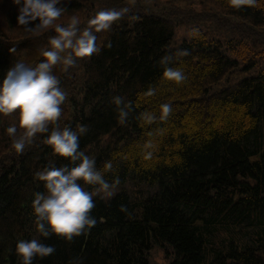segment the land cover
<instances>
[{"label":"trees","instance_id":"trees-1","mask_svg":"<svg viewBox=\"0 0 264 264\" xmlns=\"http://www.w3.org/2000/svg\"><path fill=\"white\" fill-rule=\"evenodd\" d=\"M19 7L0 0V79L17 61L44 60L56 35L52 28L10 35L25 30ZM57 7L55 24L76 16L81 31L100 11L123 15L95 33L98 54L54 66L67 94L62 114L23 153L7 133L15 115L0 116V264H20L17 242L36 237L55 252L33 264H264V0L240 9L228 0H60ZM166 68L185 79L167 80ZM80 125L88 130L79 150L98 170L112 164L108 183L155 191L94 197V227L70 241L45 239L33 216L34 194L44 191L35 173L74 166L45 139L53 128Z\"/></svg>","mask_w":264,"mask_h":264},{"label":"clouds","instance_id":"clouds-1","mask_svg":"<svg viewBox=\"0 0 264 264\" xmlns=\"http://www.w3.org/2000/svg\"><path fill=\"white\" fill-rule=\"evenodd\" d=\"M14 2L20 5L17 24L26 31H31L33 22L38 21L36 30L52 28L56 33L49 40V50L43 53L44 60L35 66L17 61L0 79V116L15 115L16 123L7 128V133L12 138L11 147L15 152L23 153L36 135L48 132L49 127L56 125L62 114L61 105L67 94L53 73L54 66L62 64L67 69L78 58L98 54L100 48L96 44L95 33L109 30L123 12L100 11L88 21L89 26L81 31L76 16H72L66 26L55 24L62 15V9L57 7L60 0ZM255 3L256 0H228L229 6L235 9L245 5L253 6ZM192 35H199L198 30L192 29ZM167 62V57L162 60V63ZM163 76L177 83L185 79L181 70L172 68H166ZM113 103L119 107L123 100L115 97ZM163 110L167 114L170 106L164 105ZM126 115L123 108H120L121 122ZM18 129L21 130L19 134ZM87 130L84 125L78 126L77 130H59L57 127L45 139L54 155L68 158L74 166H51L35 173V178L44 188L43 192L34 194L32 201L35 226L40 237L46 239L56 235L70 241L74 236L90 230L97 222L90 215L95 207L94 197L101 193L103 197H111L114 194L113 188L119 183L116 180L110 184L104 179L105 172L112 168L111 162L106 163L103 170H98L95 159L79 150V137ZM86 186H93L94 190L89 191ZM54 252L53 246L43 243L39 238L21 239L15 246L20 264H33L35 258L42 259Z\"/></svg>","mask_w":264,"mask_h":264},{"label":"rangeland","instance_id":"rangeland-1","mask_svg":"<svg viewBox=\"0 0 264 264\" xmlns=\"http://www.w3.org/2000/svg\"><path fill=\"white\" fill-rule=\"evenodd\" d=\"M128 1H133V0H128ZM4 24H3V27H2L3 30H4ZM6 27H7V25H6ZM7 31H8V33L10 35L16 36L17 38H28V37L35 36V35L38 36V35L43 34L45 32V30L44 31L31 32V31H26V30L20 29V28H15L13 30H8L7 29ZM184 36H185V31L184 30H178V35H177V38H176L177 43H181V41L184 38ZM38 51H41V50L38 49ZM134 189L140 190L146 195L149 194V192L153 193L155 191V189H149L148 187L141 186V185L138 186L134 181H129L128 183H126L124 185L115 186L113 188V193L114 194L111 197H113L116 193L121 192L122 190H126L127 192L132 193V191ZM96 197H103V193H101L100 195H98ZM111 197H103V199L109 200ZM157 261L160 262V263L162 262L160 259H157Z\"/></svg>","mask_w":264,"mask_h":264}]
</instances>
